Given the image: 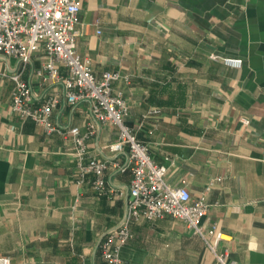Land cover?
Segmentation results:
<instances>
[{
    "label": "crops",
    "instance_id": "1",
    "mask_svg": "<svg viewBox=\"0 0 264 264\" xmlns=\"http://www.w3.org/2000/svg\"><path fill=\"white\" fill-rule=\"evenodd\" d=\"M76 51L93 73L118 72L113 91L125 100L138 140L167 167V181H187L192 199L208 182L202 219L225 236L220 251L236 264H264V0H78ZM100 31V33H97ZM218 58H238L239 68ZM34 58L22 78L39 95ZM18 67L0 58V258L9 264H106L100 244L123 221L130 172L109 167L99 194L69 139L46 136L10 111ZM61 73L64 70L61 69ZM157 109V113H153ZM52 122L87 132V103L62 101ZM247 120L248 124L244 121ZM116 128L94 123L89 154L123 167L113 153ZM120 249L125 264H214L199 236L170 217L139 219Z\"/></svg>",
    "mask_w": 264,
    "mask_h": 264
},
{
    "label": "built area",
    "instance_id": "2",
    "mask_svg": "<svg viewBox=\"0 0 264 264\" xmlns=\"http://www.w3.org/2000/svg\"><path fill=\"white\" fill-rule=\"evenodd\" d=\"M79 9L78 0H0V58H13L18 63L15 71L1 74L13 82L11 113L21 123L32 121L46 136L57 133L69 139L79 165L83 160L87 161L86 166L80 168L81 175L85 172L92 175L88 184L99 194L123 195L121 191L115 194L106 189L105 172L109 167L130 172L126 215L116 229L105 234L100 244V253L106 264H125L120 249L132 236L131 223L163 217L182 222L199 236L212 254L214 264H236L227 251L219 250L226 239L217 224L212 223L206 229L202 225L211 206L206 194L221 179L208 182L204 193L195 199L190 196L185 178L176 185L167 181V167L152 159L149 145L138 140L133 127L127 124V104L112 88V84L121 78L120 74L103 72L96 76L90 60L77 53L75 25ZM36 57L41 63L33 70L32 76L38 85H55L41 95L22 78L26 67ZM210 58L219 59L232 68H239L242 63L238 58H218L216 55ZM62 101L70 107L82 102L88 104L91 120L84 135H80L77 128H63L52 122V114ZM157 112L154 109L153 113ZM97 122L116 128V141L107 149L113 153L126 151L127 160L123 167L89 154L85 140L93 133ZM244 123L248 124V121ZM0 264H9V259L0 258Z\"/></svg>",
    "mask_w": 264,
    "mask_h": 264
}]
</instances>
